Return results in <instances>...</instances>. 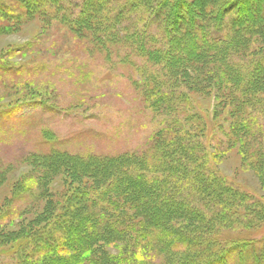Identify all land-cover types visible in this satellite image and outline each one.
<instances>
[{"label": "rangeland", "instance_id": "obj_1", "mask_svg": "<svg viewBox=\"0 0 264 264\" xmlns=\"http://www.w3.org/2000/svg\"><path fill=\"white\" fill-rule=\"evenodd\" d=\"M91 1L0 0V264H42L41 258L58 253L68 241L55 220L92 215V204L112 219L119 237L129 226L135 231L140 222L164 216L174 243L191 235H219L223 246L242 242L246 252L242 258L229 253L222 264H258L257 252L264 249V89L244 86L237 76L248 75L250 63L264 56V20L251 25L244 18L250 26L240 31V40L171 71L133 57L127 48L131 40L117 35L122 26L106 23L118 2L104 15ZM201 1L179 0L176 15L183 18L184 3L201 12ZM217 1L219 6L223 0ZM241 4L244 11L264 15V0ZM213 7L209 11L219 10ZM144 12L127 10L124 28L132 34L146 26L147 49L167 51L165 25ZM231 17L217 41L236 31ZM179 54L189 52L182 47L171 56ZM152 71L168 80L161 93L167 98L155 107L149 101L161 94L151 95V86L142 88L141 80ZM261 77L264 83V73ZM175 120L179 124L170 126ZM197 156L207 161V185L199 169L192 173ZM119 171L130 181L127 197L119 190L123 182L110 184ZM142 178L148 188L163 183L168 197L160 205L159 192L154 199L150 195L158 189L140 196ZM89 190L96 194L80 202L78 194ZM106 191L116 198V208L96 197ZM141 198L146 208L135 209L133 202ZM44 235L52 242L39 246ZM103 238L106 256L128 259L125 264L172 260L127 240ZM190 241L183 248L170 244L182 264L204 262L223 247Z\"/></svg>", "mask_w": 264, "mask_h": 264}, {"label": "trees", "instance_id": "obj_2", "mask_svg": "<svg viewBox=\"0 0 264 264\" xmlns=\"http://www.w3.org/2000/svg\"><path fill=\"white\" fill-rule=\"evenodd\" d=\"M180 1H184V0H180ZM206 1H204V0L201 1V12L200 11H195V12L191 11L189 9V4L188 3L183 4V2H182L181 3V4H183L182 5L183 11H181V14L183 16L182 19L180 16L176 15L177 4H178L179 0H168L167 3H166V0H155V2L153 0H92L90 2V4L91 3L92 4L98 3V5L100 4L99 6L98 5L97 6L100 7L101 9H103V11L105 10V12H103V14H104V13H106V8L108 5L118 2V5L114 6L113 10L111 12H109V16H111V17H108L106 15V19L107 18L109 19L106 21V23L108 22L109 24H111L113 26L112 27L113 29L115 27L117 28L118 25L122 26V27L119 26V29L121 27L122 29H120V30H123V32L120 30H116L117 35L119 34L120 40H123V39L131 40V43H129L130 46H127V48L131 51L133 57H135L137 59L146 60L147 63H153L156 65H161V66L165 67V69H167V67L171 66L170 68H172L171 69V71H172L174 69L173 67L176 64L178 65L180 63V65H181L182 63L184 64L187 61H189V62H200L199 61L200 57H204L208 53L213 52L219 46L231 45L237 39L240 40L239 33H242L240 31L245 30V27L247 25L250 26V24L244 23V21H243L244 18H248L251 25H254L255 23H258V22L264 20V15L259 16V14H258L259 11H257L258 9H255V13L254 12L249 13L248 10L244 11V9L242 8L241 0H223V1H221L222 2L221 5H219V6L217 3L218 2L217 0H213V1L211 0V2H209V3H208V1L207 2ZM118 6L124 12L121 13V11H119V9H118ZM208 6H209V8H207ZM212 7L215 9L219 8V10H217V11L214 10L213 12L209 11V9ZM129 9H130V11L132 9H133V11L136 9H138L142 12L145 11L146 12V13L144 12L145 14H148V16L150 15L148 20H150L151 18L154 20V17H156L158 21H161L162 24L165 25L164 32H165V35L169 38V42H170L168 44V48H169L167 50L168 52L162 51V49H160V50L147 49V44H145V43L146 42L149 43V41L146 40L147 39L146 37L148 35L147 31H146V29H147L146 26L143 28V31L139 29V26H137L138 28L136 27L134 33H132V34L129 32L128 29L124 28V23H125L126 18L129 14V13H127V10H129ZM203 12L205 15H208L209 13H211V16L209 15V16H204V17L202 16L201 17ZM117 14H118V16H116ZM227 16H230V17L232 16L231 17L232 20L230 22L233 23V26L235 27L236 31L233 33V35L230 36V38L225 39V37H224V40L217 41L218 37L220 38V37L224 36L223 35V33H224V21H225V18ZM169 18H170V20L168 21ZM167 22H168V24H167ZM175 22L177 23L176 24L177 27L172 26L173 23H175ZM225 24H226V22H225ZM144 29H145V31H144ZM166 33H168V35ZM169 33H170V35H169ZM120 34L123 36H121ZM122 37H123V39H121ZM133 38H135L134 39L135 41H132ZM119 43L122 44L123 41H121ZM124 44H127V43H124ZM182 47L185 50V52L186 53L189 52V54H187V55L179 54L180 57H177V55L174 57L171 56V53H173L175 51L181 52ZM151 50H153V51H151ZM163 64H166V66ZM248 67H249L248 68V70H249L248 75H242L241 74V76H237V78H238L237 80L240 82V84H242V81L245 82L243 84L244 86L251 87V85H253L255 87V85L257 84L260 87L259 89H262V88L264 89V83L262 81H260V78H262L261 76H263V73H264V56L259 57V60L253 61L252 64L250 63V65ZM226 69H227V67H226ZM226 73H227V75L229 74L228 72H226ZM162 74H163L162 72H159V73H154V75H153L151 73L146 72L143 76H141V80H143V87L142 88H147V87L151 86V89H152L151 95L153 93L154 94L156 93V95H157V93L161 94L162 92L167 91V89H165V85H167L168 80L165 77V75L163 76ZM228 76H230V75H228ZM233 80H235V79H233ZM165 98H167V95L164 93V94H161L160 96L155 97L153 99L154 101H152V102L149 101V103L152 107L153 106L155 107V105H158L159 102L164 100ZM251 101H253V99ZM32 102L36 103L39 101L38 100H32ZM178 124H179V121L175 120L174 122L171 123L170 126H177ZM196 158L198 159V163L196 164L197 168L192 170L193 171L192 173L195 174L197 172V170L199 169L200 173L203 174V177H204L202 179L200 178V180L202 182H204L203 185H207V182L209 181V179L208 180L205 179L206 172H207V170H206L207 168L205 167V165L207 166V161L205 160L204 156H197ZM205 162H206V164H205ZM173 163H175V161ZM182 166H183V169H181V170H183V173H185L184 171H186L185 170L186 167L184 168V164ZM121 171H122V169H121ZM121 171H119L116 174L115 179H113L110 182V184L115 183V182L116 183L123 182V184H121V186H120L121 188L119 190L121 191L120 193L126 194L127 189L129 190L128 186H129L130 181L128 182L127 176H125V174L122 173ZM210 179L211 180L213 179L215 181V183H218V184L220 183V182H217V181H219L218 178L213 177ZM142 181H144L143 178H142ZM134 182L136 183L137 180ZM143 184H146V185L143 186V190L141 189L142 191H141L140 196H142L145 193H149V191H151L152 189H156V190L158 189L154 194L152 192L150 194L151 197L154 199L155 194L157 192H159L158 193V195H159L158 199H157V201L155 200V202L159 203V202H161L162 199L164 200L166 198L165 197V195H166L165 194V192H166L165 187L163 188V186H162L163 183L159 184L160 188H159V186L148 188L149 185H147V182H145V181L143 182ZM108 186H104L103 188H108ZM96 188H98V187H96ZM210 188L213 189L212 187H208V189H210ZM229 190L233 191V193L235 192V195L237 197L242 196L241 195L242 193L240 194L238 191H236L232 188ZM95 191H97V189ZM93 194H96V193H94V191H92V190H89V191H84L81 194L79 193L78 197L80 198V202H82V201H86L87 199H89ZM104 194H102L101 196L98 195L96 197L105 198L106 200L104 202V205L111 203L112 207L116 208V206L113 205V203H112V201H114L116 198L114 197L113 198L114 200L109 198L108 197L109 192H107V191ZM127 194L128 195H126V197L129 196V193H127ZM142 199L143 198L133 202L134 203L133 205H135L134 206L135 209L142 210L143 208H146V206L144 205V202L141 201ZM106 201H108V203ZM71 203H73V202H71ZM157 205H160V203ZM84 206H85V204H84ZM92 206L97 207L96 204H92ZM166 206L167 205H165L161 208L158 207L160 214H164L165 211H167ZM261 206L262 205L258 204L257 211L258 210L262 211ZM79 207L81 209V207H83V206L81 205V206H78V208ZM94 207L92 209V213H93L92 215L87 214L88 216L86 215V217L79 218L77 216H73V217L69 216V214H68V216L64 215L62 217V219L60 218V219L55 220V223H54L55 226L57 224L58 226L62 227L60 229L66 230L68 232L67 233L68 234V241L63 242L64 248L57 250L58 253L55 252L53 255H51L49 257L46 256L45 258H41L42 264H80V263L81 264H88L90 261H91L90 264L91 263L92 264H125V263L129 262L128 259L120 260L121 258L118 259L116 257L113 259V257H111L109 255L106 256L105 250H104L105 248L100 246V244H102L104 241L103 240L104 239L103 234H106L107 238H109V240H111V241L127 240L128 242L133 243L135 245L134 246L135 248L139 246L143 250H148L149 252H152V253L156 252L157 254H159L161 256L167 254V255H169V258L170 257L172 258V260L168 259L167 264H182L179 262L178 258L176 257L177 255L175 256V253H172L170 250V244L172 245L174 243V241H172V239H173V237H176V236H174L171 233L170 229L168 228V224L166 222V220L168 218H166L164 216H160L163 218L157 217L156 219L149 218V220H147V221L140 222L137 225L138 228L135 231L131 230L132 228L130 229V226L127 227V229H125V232L122 233V237H119L117 235L118 232L113 231V228L115 226L112 224V219H106L107 216L105 213L102 214L100 211H99L100 213L95 212L96 209H94ZM147 207H148V205H147ZM67 209H68L67 211H71L73 209L72 204H70V206L68 205ZM252 216L255 219L256 214L252 215ZM130 223H132V222L130 221ZM112 225H113V228H112ZM115 225H116V223H115ZM131 232H133V233H131ZM131 235H132V237L135 235L133 241L128 238ZM51 238L52 237L49 235L42 236V239L39 240V243H38L39 246L49 245V244H47V242L51 243L52 242ZM191 239L206 240L205 243H203V244L207 243L208 246L217 245L219 247L223 246L222 240H224L223 238L219 237V235L218 236L213 235V236H210L209 238L205 237V239L191 235V238H188V237L185 239L182 238V240H184V241H180V240L175 241L174 246H177L178 248H183L184 245L193 243L192 241H190ZM198 243H199V241H198ZM243 245L244 244L242 242L241 243L236 242L234 245H231V247L224 245L222 248L219 249V251H216L215 253L210 255V257L206 258V260L204 262H199L196 264H222L224 261H226V258H227L229 253H230V255L232 253L237 254L236 257L242 258L241 255H243V253L244 254L246 253L244 251ZM37 247L38 246H36V248ZM135 250L136 249H134V252H135ZM134 252H131L130 255L132 253H133V255L137 254ZM223 252H225V253H223ZM259 253H260V257L258 256ZM257 257H258L257 258L258 264H264V249L262 252H257ZM257 259L255 258L254 260L257 261ZM186 261L185 262L183 261L184 262L183 264H192V262H191L192 260H186Z\"/></svg>", "mask_w": 264, "mask_h": 264}]
</instances>
